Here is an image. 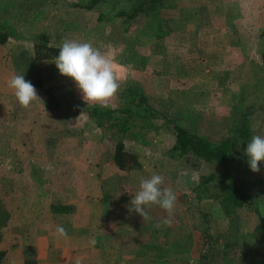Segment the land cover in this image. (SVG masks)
<instances>
[{"label": "rangeland", "instance_id": "rangeland-1", "mask_svg": "<svg viewBox=\"0 0 264 264\" xmlns=\"http://www.w3.org/2000/svg\"><path fill=\"white\" fill-rule=\"evenodd\" d=\"M79 1L82 0H0V23L13 29V37L0 47V63H13L18 51L33 49L30 45L38 40L42 32L48 33L56 45H62L65 40L90 42L111 56L121 77L120 90L108 105L117 107L123 104V89L136 81L161 113L174 117L194 131L219 137L227 129L226 113L232 110L242 95L240 107L250 120V139L253 135L264 136V0H185L186 11L178 8L167 15L171 20V32L158 40L149 38L150 46L143 50L149 51L151 59H159L160 55L168 59L169 54L187 46L192 51H199L193 44L195 40L213 39L211 61L198 58L202 65L194 77L197 83L194 90L190 88L191 82L189 84L182 78L169 76L165 80L162 69L158 70L161 66L166 68L163 58V62L156 64L157 67L151 65L149 69L145 62L118 64L115 58L124 47L116 43L117 33L121 30L118 27L120 19H115L112 24L99 22V9L86 10L72 6V3ZM112 2L123 5L128 1ZM217 8L221 10L219 15ZM225 15L229 17L228 20H224ZM216 20H220L219 24ZM48 68L47 75L53 79L58 74L59 79L49 88L57 87L66 94L83 96L76 82L61 75L56 64ZM1 72H5L3 68ZM33 76L35 74H29V77ZM5 88L9 90L7 86ZM82 102L85 104L83 99ZM80 115L71 116L76 128L86 123L93 131L95 122ZM84 139L85 136L82 141ZM143 139L141 136L139 141L126 140L127 148L139 155L142 165L137 169L116 170V182L111 187L114 194L105 195L102 200L104 207L123 209L118 210L120 215L109 212L108 215L114 219L115 226L111 228L113 235L105 233L98 238L96 253L89 251L83 264H224L226 242L235 241L236 237L253 231L258 216L250 207L239 208L234 216H227L219 201L210 196L215 187L210 185L207 189L200 184L212 166L200 161L196 163L193 157H172L168 150L174 143V137L168 130L161 128L155 132L152 129L145 136L146 141ZM79 155L92 162L97 154L94 148H87L84 155ZM109 156V152H102V157H108L106 163ZM259 167L260 171L255 177L258 184L264 185V161L260 162ZM108 172L114 173V168L108 166ZM153 173L162 175L165 178L164 186L171 188L177 196L174 214L170 217L171 226H155L169 218L167 212L157 205L146 209L150 216L146 221L130 210L133 195L139 191L140 178H148ZM207 228L219 242L214 255L206 263H201L198 250ZM104 248L105 254L111 253L108 259H101L98 254V249L104 251ZM121 249L125 255L121 254ZM243 249L249 254L245 256ZM232 250L231 256L237 260L264 259V246L257 241L256 244L252 241V247L241 243ZM76 262L82 264L79 260H69V264Z\"/></svg>", "mask_w": 264, "mask_h": 264}, {"label": "crops", "instance_id": "crops-1", "mask_svg": "<svg viewBox=\"0 0 264 264\" xmlns=\"http://www.w3.org/2000/svg\"><path fill=\"white\" fill-rule=\"evenodd\" d=\"M211 41L198 38L193 44L199 51L187 46L189 50H176L168 59L162 55L151 59L146 68L163 62V58L166 68L158 70L162 69L165 80L169 76L182 78L191 82L194 90V77L202 65L198 58L211 61L213 57ZM30 46L33 49L18 51L13 63H0V74L2 68L5 71L0 75V207L8 213L0 230V252H4L0 264H69L71 259L83 264L89 251L96 253L98 238L105 233L113 235L114 219L108 214L120 215L123 208L104 207L102 198L114 194L115 172L121 168L113 160V144L96 123L97 133L86 123L78 128L73 124L75 115L92 120L74 101L75 95L49 88L59 82L58 74L52 79L46 71L55 66V59H37L34 43ZM18 74L34 85L42 104L37 101L29 108L20 105L7 83ZM48 100L57 108H51ZM87 148H94L97 154L92 162L79 155ZM102 152H109L108 163ZM108 166L114 173H106ZM57 226L67 230V238L55 234ZM98 254L108 259L105 248L98 249Z\"/></svg>", "mask_w": 264, "mask_h": 264}, {"label": "trees", "instance_id": "trees-1", "mask_svg": "<svg viewBox=\"0 0 264 264\" xmlns=\"http://www.w3.org/2000/svg\"><path fill=\"white\" fill-rule=\"evenodd\" d=\"M112 1L114 0H82L72 3V6L86 10L99 9L97 20L102 23L112 24L115 19H120L118 27L121 30L117 33L116 43L124 47L115 58L118 64L151 61L149 51L143 50L150 46L149 38L158 40L167 36L171 32V20L167 15L178 8L186 11L187 5L185 0H127L123 5ZM216 11L217 15L221 13L220 8ZM187 13L189 17V11ZM226 19H229L227 15L224 17ZM219 22L220 20H216L217 24ZM11 37L13 29L0 23V45L7 43ZM37 39L34 42L35 57L56 59L61 45L53 44L46 32L40 33ZM80 97L83 99L79 94L73 96V99L112 141L113 160L119 168L131 170L142 165L139 155L127 148L126 140L139 141L143 136L142 141H146L145 136L152 129L158 132L161 128L168 130L174 137V143L168 150L172 157H193L196 163L200 161L211 165V171L203 176L200 184L207 189L210 185L215 187L210 196L219 201L224 213L230 217L239 208L250 207L259 219L253 231L236 237L235 241L226 242L224 264H264V259L242 261L231 256L232 248L241 246V243L252 247V241L254 244L257 241L264 246V185L258 184L256 173L250 169L245 155L251 132L248 114H243L240 107L243 103L242 95L232 110L226 113L227 129L219 137L194 131L174 117L161 113L152 105L148 94L136 81L130 82L123 89V104L117 107H103L100 104H87L85 101L82 104ZM49 102L51 108H57L53 102ZM7 216V211L0 207V230ZM200 242V261L206 263L214 255L219 240L207 228ZM243 253L245 256L249 254L244 249ZM3 254L4 252H0V260Z\"/></svg>", "mask_w": 264, "mask_h": 264}, {"label": "clouds", "instance_id": "clouds-1", "mask_svg": "<svg viewBox=\"0 0 264 264\" xmlns=\"http://www.w3.org/2000/svg\"><path fill=\"white\" fill-rule=\"evenodd\" d=\"M56 67L61 75L72 78L83 95L84 101L89 104H100L107 107L109 101L120 90V74L115 67L111 56L90 42L65 40L59 48L55 59ZM8 87L14 89L20 105L29 108L34 102L42 101L34 85L27 81L24 75H15L8 80ZM245 155L248 158L250 169L258 173L260 162L264 161V136L253 135L247 143ZM165 185V178L153 173L150 177H141L139 191L131 200V211L136 212L143 220H149V212L153 205H157L168 214V219L158 222L157 228L171 226L177 196L173 190ZM55 234L67 238V230L57 226Z\"/></svg>", "mask_w": 264, "mask_h": 264}]
</instances>
